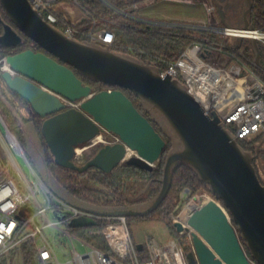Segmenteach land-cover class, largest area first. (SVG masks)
I'll return each instance as SVG.
<instances>
[{
  "label": "water",
  "instance_id": "obj_1",
  "mask_svg": "<svg viewBox=\"0 0 264 264\" xmlns=\"http://www.w3.org/2000/svg\"><path fill=\"white\" fill-rule=\"evenodd\" d=\"M247 2L244 29L250 26L253 7L252 0ZM0 8L10 22L0 12V48H19L28 38L41 50L9 55L7 61L18 75L7 71L1 78L45 119L42 136L58 166L80 173L96 168L109 174L122 164L153 171L166 141L123 90L140 99L167 135V128L173 134L168 135L173 148L166 156L162 187L151 201L118 208L91 206L54 185L44 167V174L39 173L59 197L104 217H147L168 196L176 169L187 166L221 203L204 205L191 221L193 251L186 255L188 264H264V184L253 165V154L241 148L216 113L207 115L180 81L162 77L156 66L109 47L68 38L45 21L29 0H0ZM251 42L255 63L264 69L259 43ZM79 76L114 89L93 92ZM63 100L79 102L80 108H68ZM101 133L116 135L120 142L103 146L84 165L77 164V148ZM128 151L132 155L125 160ZM27 211L30 208L24 207L19 215ZM94 225V220L86 218L71 223L73 228ZM174 228L178 233L185 231L179 222ZM137 249L142 251L143 244Z\"/></svg>",
  "mask_w": 264,
  "mask_h": 264
},
{
  "label": "built area",
  "instance_id": "obj_2",
  "mask_svg": "<svg viewBox=\"0 0 264 264\" xmlns=\"http://www.w3.org/2000/svg\"><path fill=\"white\" fill-rule=\"evenodd\" d=\"M72 1L83 10L79 0ZM29 2L49 24L55 27L62 22L66 27L63 33L68 38L76 39V35L85 36L91 43L103 47H111L115 42V35L111 30H95V23L90 32L80 31L78 23L67 17L66 12L59 7L63 1L29 0ZM124 14H128V18L132 17L131 19L149 29H164L170 32L181 30L215 32L227 38L255 39L264 47V29L251 26L244 29L230 26L219 28L160 23L141 19L129 13ZM192 51L203 60H195L191 56ZM214 52L223 53V48L215 44L213 47L205 48L204 43L195 42L177 60L167 63L162 70H159L160 74L162 77L169 76L180 81L207 115L216 113L219 116L225 128L237 141L252 140L264 133V83L241 80L239 74L248 72L252 75V70L243 62L236 67L237 73L230 70L226 64L215 66L205 62L204 59L213 56ZM8 56L5 55L0 59V76L7 71L12 76H17L18 74L7 61ZM63 101L68 108H80L79 102ZM102 134L103 140L90 144L105 146L120 142L116 135ZM0 148L5 159L4 162L0 158V261L24 244L32 242L37 250L39 264H188L185 251L177 240L161 245L155 240L147 239L143 243V250L139 251L137 245L140 243H136L133 238L128 217L96 215L59 197L29 162L20 142L8 129L1 115ZM18 156L24 158L30 171V179L19 165ZM186 193L188 191H184L183 196L189 195ZM213 198L196 197L195 200H199V203H195L194 210L185 209L180 215L172 216L173 225L179 222L185 229L179 233L180 235L187 236L192 242L194 230L191 221L200 209L210 202L221 205L216 198ZM24 207L30 208V211L20 216L19 212ZM49 213L53 214L55 219H50ZM38 217L41 218L40 222L37 221ZM80 218L94 220L95 225L92 227L99 230L98 234L108 250L72 234L71 223ZM48 229L61 230L68 236L72 247L71 259L65 262L60 260V255L46 233ZM186 229L189 231L187 232ZM75 240L85 248L84 251L79 252L76 249ZM143 251L148 255L146 260L140 259L139 254Z\"/></svg>",
  "mask_w": 264,
  "mask_h": 264
},
{
  "label": "trees",
  "instance_id": "obj_3",
  "mask_svg": "<svg viewBox=\"0 0 264 264\" xmlns=\"http://www.w3.org/2000/svg\"><path fill=\"white\" fill-rule=\"evenodd\" d=\"M61 1L73 2L72 0H58V2ZM105 1L114 9L133 15L138 9L137 6L146 0ZM79 2L86 14V21L84 23L88 24V27L84 30H81V24H78V29L80 31L84 33L90 32L94 23L95 30H111L115 35V42L109 47L111 51L128 55L144 63L156 65L159 67V70H162L167 63L177 60L182 53L195 42L204 43L205 48L213 47L214 44L220 46L214 43L215 36L213 33L201 31L195 34L189 30L170 32L164 29H149L147 26L131 18L122 17L101 0H79ZM252 2L253 7L248 15L249 24L253 28L264 29V0H252ZM0 12L5 21L10 23L1 8ZM238 20L240 24L243 25V20ZM55 27L61 32L66 30L62 22ZM2 31L3 29L0 26V34H2ZM76 39L91 43L85 36L76 35ZM232 39V43L228 38L224 40L225 42L223 46H221L223 48V54L229 56V61L233 62L236 66H239L240 62L246 64L264 82V69L255 63V50L251 40L245 38ZM29 45L36 46L31 40L25 38V42L22 46L17 48L15 53L17 54L31 49ZM259 46L262 55L261 44H259ZM8 50L9 49L0 48V54L10 55ZM203 57H205V55ZM261 60L263 63V56ZM250 76L248 72H244L242 76L240 74L238 75L241 80L249 78L250 81H252ZM79 77L83 80L84 84L91 86L93 92L97 93L114 89L109 88L103 83H96L82 78L81 76ZM2 82L0 76V115L3 121L8 129L16 136L25 151L29 145L28 138L30 134H33L31 132L33 131L39 137L43 147L41 156L43 162L46 163L48 173L54 185L59 186L71 198L99 208H118L145 204L158 195L162 187L164 160L172 150L173 142L162 127L146 112L140 99L134 96L130 91L123 90L132 100L135 107L152 122L156 130L166 141V148L158 165L151 172L135 166L122 164L109 174L96 168H91L80 173L62 168L54 162V158L41 132L45 119L38 116L26 100L10 91L5 83H3V86ZM262 138H264V133L252 140H238V144L244 151L254 152L256 145ZM0 152H2L1 148ZM262 158L264 159V152L262 153ZM199 189H206L210 192L209 186L201 181L191 168L181 166L174 172L172 187L160 207L147 217H128V224L132 220H148L152 217H156L158 220L169 224V229L173 231V234L179 241H184L188 237L180 235L174 228V225L168 221L169 212H172L182 204L181 193L184 191L195 193L199 191ZM91 228L93 227L73 229L79 234V237L94 243V239L100 238V235L87 233ZM241 242L243 246H245V242ZM99 247L108 250L105 244ZM183 249L186 255L192 251L190 245L183 247ZM21 251L24 264H39V262H37V250L32 242L24 244L21 247ZM139 256L141 260H146L148 258L145 251L141 252ZM6 262L7 258L2 259L0 264H7Z\"/></svg>",
  "mask_w": 264,
  "mask_h": 264
},
{
  "label": "rangeland",
  "instance_id": "obj_4",
  "mask_svg": "<svg viewBox=\"0 0 264 264\" xmlns=\"http://www.w3.org/2000/svg\"><path fill=\"white\" fill-rule=\"evenodd\" d=\"M204 2L207 3L208 9H210V11L212 12L214 11V13L218 16V24H219L218 27L219 28H222L224 26H230L233 28H243V25L240 24L238 19L243 20L244 12L248 9V2L246 0H221L219 2H217L216 0H205ZM143 3L137 6L138 9L133 14V16L141 18V19L149 20L152 22L178 23V24H186V25H194V26H202V27L211 26L209 25L210 15L201 1H195L194 4L192 5H187L184 3H174V2H170L166 0H155L153 2H150V0H146ZM68 5H71V8L76 12V22L78 24H81V27H80L81 30L86 29L88 27V24L84 23L86 21L85 12L75 2H68ZM109 7L113 9L116 13L120 14L122 17L126 18L129 16L128 14H124V12L122 11L114 9L111 5ZM235 12L238 13V15ZM192 32L196 34V33H200L201 31L192 30ZM213 34L215 36L214 43H217L220 46H223V43L225 42L224 40L227 39V37H224L221 34L215 33V32H213ZM228 40L231 43L233 41L232 38L230 39L228 38ZM29 48L33 49L32 45H29ZM261 49H262V56H263L262 64L264 65V47L262 45H261ZM190 53H191V56L195 60H198V61L203 60V58H199L198 56H196L193 53V51ZM5 55L6 54H2V55L0 54V59ZM204 61L210 64H213L215 66H219L222 63L226 64L230 70H233V67L235 68L236 66L235 64H233V62L229 61V56L223 53H218V52H214L213 56L211 57L209 56L208 58H205ZM250 77L252 81H250L249 78H246V80H243V81L245 82L260 81L264 83L260 79V77L256 75V73L253 70H252V75ZM3 83L4 82H2V84ZM155 117L159 120L160 123L164 122L157 115H155ZM1 130L3 132L2 128ZM166 132L168 133V135L173 136L172 132L168 130V128L166 129ZM31 133L33 134H30L28 138L29 145L26 151L24 148L23 149L26 152L25 155L27 159L32 164L34 169L38 172L42 171L44 174V167H46V163L43 162V158L41 156L43 147L41 145L39 137L33 131ZM101 138L102 140L104 138L102 133H101ZM257 145H259L260 148L264 149V138H262L258 142ZM103 146L104 144L102 145L97 144L94 146H92L91 144H86V145L79 146L77 148L75 162L79 165H84L88 160L93 158ZM131 155H132V152H129L128 156H131ZM0 158H2V161L5 162L2 152H0ZM17 161L19 165L21 166V168L23 169L24 173L30 179V171L28 167L26 166L24 158L18 156ZM158 163L156 164V166L158 165ZM262 178L264 181V170L262 171ZM188 193H189L188 196H183V193H181V201H182L181 203L182 204L176 209H174L172 212H169L168 221L171 222L172 224H173L172 216L180 215L185 209H189V210L195 209V203H199V200H195L196 197L213 198V195L206 189H199V191L195 193H191L188 191ZM188 193H186V195ZM193 200H195V202ZM49 216H50V219H55V216L53 214L49 213ZM37 221L40 222L41 218L38 217ZM168 226L169 224L158 220L156 217H152L151 219H148V220H132L129 223L131 233L136 243L143 244L146 242L147 239H150V240H155L161 245H166L171 240H177L180 243V245H182L183 247L190 245L193 251V245L190 239L187 238L184 241H181V240L179 241L178 238H176L175 235L173 234V231L169 229ZM98 231H99L98 229L91 228L89 229L87 233L99 235ZM71 232L75 236L79 235L78 233L74 231V229H72ZM46 233L49 236L52 243L54 244L56 251L60 255V260L65 262L71 259L72 258V247H71V243H70L68 236L61 230L55 231L53 229H48ZM94 243L97 244L98 246H103L104 244L102 238L94 239ZM74 245L76 246V249L79 252H82L85 250V248L82 247L77 240L74 241ZM6 258H7V262H6L7 264H24L21 248L11 253L10 256ZM6 258H3V259H6ZM37 262H39L38 257H37Z\"/></svg>",
  "mask_w": 264,
  "mask_h": 264
},
{
  "label": "crops",
  "instance_id": "obj_5",
  "mask_svg": "<svg viewBox=\"0 0 264 264\" xmlns=\"http://www.w3.org/2000/svg\"><path fill=\"white\" fill-rule=\"evenodd\" d=\"M153 1H155V0H150V2H153ZM166 1L174 2V3H184L187 5H192V4H194L195 1H201L204 4V7L207 9V11L210 15L209 16V20H210L209 25L216 26V27L219 26L218 16L214 13V11L212 12V11H210V9H208L207 3L204 2L205 0H166ZM59 7L66 12L67 17L71 18L74 22L76 21V12L71 8V5H68V2L63 1L62 3L59 4ZM236 14L238 15V13H236ZM236 67L237 66H235V68L233 67V70L235 72L237 71Z\"/></svg>",
  "mask_w": 264,
  "mask_h": 264
},
{
  "label": "flooded vegetation",
  "instance_id": "obj_6",
  "mask_svg": "<svg viewBox=\"0 0 264 264\" xmlns=\"http://www.w3.org/2000/svg\"><path fill=\"white\" fill-rule=\"evenodd\" d=\"M217 2L221 1V0H216ZM247 1V0H246ZM32 50H35L36 52H41V50L36 47V46H32ZM17 50V48L15 49H9V53L10 55H15V51ZM18 54V53H17ZM264 152V149L260 148L259 145H256V149L254 152L251 151V153L253 154V165L256 169L257 175L260 179V181L264 184L263 178H262V171L264 170V159L262 158V153Z\"/></svg>",
  "mask_w": 264,
  "mask_h": 264
},
{
  "label": "bare ground",
  "instance_id": "obj_7",
  "mask_svg": "<svg viewBox=\"0 0 264 264\" xmlns=\"http://www.w3.org/2000/svg\"><path fill=\"white\" fill-rule=\"evenodd\" d=\"M102 138H101V134L98 135L94 140H93V143H96L97 141H101ZM131 152V151H128L127 154L125 155V160L128 159L130 156H128V153Z\"/></svg>",
  "mask_w": 264,
  "mask_h": 264
}]
</instances>
